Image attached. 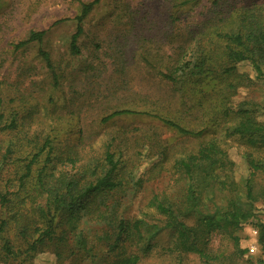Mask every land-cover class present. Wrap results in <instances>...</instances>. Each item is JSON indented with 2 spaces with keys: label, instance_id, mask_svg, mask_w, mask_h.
<instances>
[{
  "label": "rangeland",
  "instance_id": "1",
  "mask_svg": "<svg viewBox=\"0 0 264 264\" xmlns=\"http://www.w3.org/2000/svg\"><path fill=\"white\" fill-rule=\"evenodd\" d=\"M89 1L0 0V190L10 199L0 204L1 220L7 222L0 232V264H27L28 243L46 226L40 207L66 194L69 184L78 220L72 222L63 210L57 228L63 241H47L31 264H115L122 250L138 252V264H204L196 253H179L176 228L149 238L153 224L166 223L157 203L195 227L200 245L217 262L264 264V147L233 134L240 108L264 122V77H256L250 60L225 72L234 63L227 60L229 42L222 37L246 11L264 23V0H101L85 19L80 52L74 53L76 17L81 3ZM42 30V41L17 47ZM188 44L223 67L214 66L196 84L176 91L161 72H171L184 50L190 53ZM42 51L49 53L52 67ZM121 109L138 113L104 120ZM160 117L204 132L183 134ZM212 141L227 152L230 166L217 169L216 180L205 186L200 170L188 176L182 160ZM108 153L118 164L117 187L80 196L110 169ZM251 160L259 163L257 169ZM190 185L198 188L205 213L234 201L251 217L207 236L197 214H188ZM121 218L142 220L144 242L152 240L154 249L146 253L144 244L138 248L128 241L110 250ZM27 225L29 236L23 237ZM79 233L94 249V263L76 246ZM6 240L18 255L5 252Z\"/></svg>",
  "mask_w": 264,
  "mask_h": 264
},
{
  "label": "trees",
  "instance_id": "2",
  "mask_svg": "<svg viewBox=\"0 0 264 264\" xmlns=\"http://www.w3.org/2000/svg\"><path fill=\"white\" fill-rule=\"evenodd\" d=\"M101 0H92L89 2H82L81 13L76 17L77 19V31L72 36L71 47L74 53H79L80 50L77 46V41L80 35L84 31L83 23L89 14L93 11L95 6ZM189 1H183L186 4ZM240 23L233 25L228 29L226 34L222 37L227 38L229 42V53L227 54V60L233 62L232 66L224 67L225 72H230V70L236 69L235 64L244 60H250L256 72V77L261 79L264 77V68L262 66V61L264 60V23L258 16L254 14L244 12ZM46 34L45 30L42 31H32L30 36L17 44V47L24 46L32 41L38 40L42 41ZM201 35V34H200ZM235 44V46H232ZM188 49L191 50L187 55L186 50L176 59L174 63V68L171 72L165 73L161 72V77L165 82L173 86L176 91L178 89L183 90L186 84H196L203 76H206L214 66H221L223 64L217 63V61L211 60L205 55H202V48H194L192 44L187 45ZM236 47V48H234ZM41 54L44 56L45 61L48 66L52 67L51 58L48 52L42 51ZM260 58V59H259ZM55 77H57L55 75ZM138 112L130 109L115 110L108 116L104 118L108 121L114 117L136 114ZM237 117L238 122L234 128L233 134H238L246 140V142L251 146H262L264 147V122H260L255 115L252 114L251 110H245L240 108L234 113ZM3 118V115H0ZM160 119L173 128H176L179 132L191 135L200 136L204 130L188 129L183 126L179 121L170 120L168 118L160 117ZM13 123L5 125L4 127H12ZM0 127L1 124H0ZM108 163L111 164L110 169L105 172L104 176L99 177L95 183L90 184L86 190L80 195L82 197L88 196L89 194L104 192L107 190H113L117 187V182L114 180V171L117 168V162L114 160V155L111 153L107 154ZM251 165L253 168H258L259 163L251 160ZM182 165L186 170L188 176L193 177L197 170L202 173L203 181H207L205 186L211 185L212 181L216 180L217 169H226L230 166V158L225 150L219 148L215 142L206 143L198 149L197 153L188 156V160H182ZM72 184L67 187L66 194L55 195L52 199L48 198L46 206L40 207L42 217L46 221V226L43 230L39 229V235L28 244V249L26 251L27 255L25 260L27 264H31L33 255L38 252V250L43 247L47 241L58 239L63 241L62 236L57 234V228L60 225L59 216L62 214L63 210H69V216L72 218V222L78 220V214L75 211V206L77 205V198L71 191ZM8 192L0 190V204L6 205L10 199L8 198ZM203 194V189H202ZM252 185H248V195H252ZM79 196V198H80ZM70 199L69 201H67ZM199 190L196 186L190 185L188 188V214H197L200 222L206 227L205 234L209 236L212 231L217 228H225L227 226H239L242 222L249 220L251 217L250 213L243 210V208L237 205L234 201L230 206L217 207L213 213H205L199 208ZM85 207V205L83 204ZM157 208L162 214L166 216V223L164 225L153 224L154 230L149 235V238L156 236L161 230L166 227H173L177 230V237L175 241L176 249L182 253L185 251L187 253H196L203 260L204 264H223L222 262H217L213 256H211L204 247L200 245L199 234L195 227L189 226L184 221H179L176 219L174 210L163 203H157ZM7 222L1 220L0 217V232H4L6 229ZM144 223L142 220L130 221L121 218L117 224V233L114 242L111 244L110 250H117L120 244H125L130 241L131 244L135 243L138 248L141 245L144 246V251L146 253L152 251L156 245L151 241L144 242L145 233L142 230ZM38 226H35V228ZM260 243L264 245V224H260ZM37 229V228H36ZM30 226L27 225L20 231V235L23 237H28ZM237 240V238H236ZM76 246L85 251L88 256L92 259L94 263L96 261V254L94 249L89 246L88 240L83 233L77 234L75 237ZM236 248H240V244L237 240ZM4 250L9 255H18L19 251L15 250L13 245L9 240L4 243ZM59 258L64 257L62 250L56 252ZM119 255V253H118ZM141 255L138 252L122 250L120 256H117L115 264H138L140 262ZM61 262V260H59Z\"/></svg>",
  "mask_w": 264,
  "mask_h": 264
},
{
  "label": "built area",
  "instance_id": "3",
  "mask_svg": "<svg viewBox=\"0 0 264 264\" xmlns=\"http://www.w3.org/2000/svg\"><path fill=\"white\" fill-rule=\"evenodd\" d=\"M254 231H255V233H257V232H258V230H257V229H255Z\"/></svg>",
  "mask_w": 264,
  "mask_h": 264
}]
</instances>
